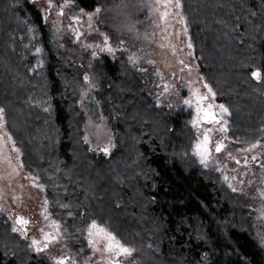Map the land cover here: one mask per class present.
I'll list each match as a JSON object with an SVG mask.
<instances>
[{
  "label": "trees",
  "instance_id": "16d2710c",
  "mask_svg": "<svg viewBox=\"0 0 264 264\" xmlns=\"http://www.w3.org/2000/svg\"><path fill=\"white\" fill-rule=\"evenodd\" d=\"M47 1L73 10L88 1L103 10L99 24H112L114 0ZM177 4L195 65L229 109L231 140L264 142V0ZM46 18L35 1L0 0V110L54 217L76 229L72 248L87 251L79 233L96 220L138 264H264V226L240 192L191 156L190 112L158 103L125 51L105 54L96 72L80 63L73 19L52 29ZM87 122L102 125L99 137ZM10 221L0 213V264H52Z\"/></svg>",
  "mask_w": 264,
  "mask_h": 264
},
{
  "label": "rangeland",
  "instance_id": "374dc122",
  "mask_svg": "<svg viewBox=\"0 0 264 264\" xmlns=\"http://www.w3.org/2000/svg\"><path fill=\"white\" fill-rule=\"evenodd\" d=\"M32 1H35L42 14L47 16L46 20L51 24L52 29L62 28L65 21L72 19L56 18L59 12L57 10L54 12L50 8L54 9L57 6H52L47 0ZM177 5V0H114L108 15V18H112V24L108 27H105L106 24H99L103 10L101 11L98 6L93 7L89 12L96 16L95 19L99 24L98 32L82 35L76 24L77 18H74L70 25L72 31L70 43L74 46L78 61L80 63L86 61L94 72H96L95 64L106 60L105 54L109 58L116 59L121 51H125L130 61L137 67V71L149 79L147 85L158 103L190 112L188 124L195 132L191 148L194 161L207 170L220 174L231 189L243 195L252 221L260 223V228L264 226V142H257L255 143L257 146L252 148V145L244 147L231 140L228 134L229 109L224 102L217 99L216 94L212 96L205 87V85L210 86L195 65L186 22ZM85 10H81L79 15H83ZM134 11H137L138 15ZM111 46L114 51H101ZM179 58L182 62H178ZM186 63L190 64L189 68H184ZM84 75L89 80V73L85 72ZM212 92L215 93L213 90ZM197 95L208 96V100L204 101L203 105L206 107L207 104H212L218 117H220L218 106L224 105L227 108L228 111L223 114L222 121L226 122V132L218 131L220 124L200 123L193 126L192 121L197 117ZM185 100L191 101V104H185ZM89 124L87 122V132L99 137L104 130L102 125L97 127ZM208 129L212 130L208 133L209 143L200 149L201 152H205L206 149L202 163L196 145L203 141ZM217 142H222L224 145L220 152L215 150ZM53 209V203L46 196V186L38 175L25 170L19 150L3 127L0 113V213L10 218L12 229L13 227L22 229L16 231L17 234L28 240L34 251L36 250L32 246L33 238L41 241L39 245L41 248L45 243L41 229L44 233H54L56 239L47 242L48 247L44 251H36L46 254L52 264H57L58 261L73 264V260L75 264H138L131 255L116 256L114 252L106 251L107 241L101 237H93L96 242L95 247L90 246L88 228L92 221L85 228V232L79 233L80 238L85 239L87 251L82 253L77 248H72L71 230L77 231L71 225L65 226L56 219ZM19 216L34 224L30 231L26 232L23 226L16 223ZM53 221L59 225L58 230L53 228ZM97 224L106 228L98 222ZM77 253L83 256L77 259Z\"/></svg>",
  "mask_w": 264,
  "mask_h": 264
},
{
  "label": "snow or ice",
  "instance_id": "6c2138e0",
  "mask_svg": "<svg viewBox=\"0 0 264 264\" xmlns=\"http://www.w3.org/2000/svg\"><path fill=\"white\" fill-rule=\"evenodd\" d=\"M179 6V5H177ZM99 11V9H97V12ZM77 23H79V20L77 18ZM77 36H79V33H77ZM105 40L107 41V37H105ZM190 46V45H189ZM88 47H93L92 45H88ZM108 51L111 52L113 51V49L111 47H108L107 49H101V51ZM37 51H40L39 49H37ZM252 75L256 78V79H260L261 78V73L259 71H255L252 73ZM87 79V77H86ZM205 87L208 88V92L211 93L212 96H215V93L212 92V89L210 87H208L207 85H205ZM208 100V96L207 95H197V117L196 119H194L192 121L193 126H197L200 123H208V124H220L221 127L218 129V131L220 132H226L227 128L225 126L226 122H222L223 121V114L226 113L228 110L227 108L224 107V105H219V109H220V117H217L216 112L214 111V106L212 104H207L206 107L203 106L204 101ZM185 104H191V101L189 100H185L184 101ZM0 113H2V110H0ZM212 130L208 129L206 130L204 136H203V141L202 142H198L196 145V149H197V154L201 155V162H204V155L206 152H201L200 149L207 145L209 143V135L208 133H210ZM257 145L253 144L252 148H255ZM224 147L222 142H217L216 144V152H220L222 150V148ZM250 150V149H249ZM104 151H107V149H104ZM253 159H255V157H253ZM237 163H239V161H237ZM47 219V217H46ZM17 224L24 226L28 224V221L25 220L23 217H19L16 221ZM53 223V228L58 230L59 229V225L56 224L55 221L52 222ZM14 232L16 231H22V229L20 228H16L13 227L12 229ZM41 232L43 233V237L45 240L44 246L43 248L39 247L41 241L33 238L32 239V246L35 248L36 251H44V249H46L48 247V243L49 241H54L56 239V236L54 235V233L52 232H48V233H44L43 229H41ZM88 236H89V244L92 247H95V240H93V237H101L102 239L107 241L106 244V251L109 252H114L116 256H119L121 254H124L125 256H130L132 254L133 249L128 248L126 246H124V244L121 243L120 240H118L110 231H108L106 228L100 226L97 224L96 221H92V223L90 224L89 228H88ZM57 264H64L63 261H58Z\"/></svg>",
  "mask_w": 264,
  "mask_h": 264
},
{
  "label": "flooded vegetation",
  "instance_id": "af4514ba",
  "mask_svg": "<svg viewBox=\"0 0 264 264\" xmlns=\"http://www.w3.org/2000/svg\"><path fill=\"white\" fill-rule=\"evenodd\" d=\"M72 6H73L72 3H70V4H65V5H58L56 8H54V9L53 8H50V9H52L54 12H55V10H57L59 12V16L60 17L58 16L56 18H63L64 15H65V18H72L73 21H74V18H79V23L76 22V24H77V26L79 28V31H80V33L82 35H91L93 33L98 32V30H99L98 25L99 24H98L97 20L95 19L96 16L94 14H92V13L89 12L93 8H90L89 7L88 1L84 2V7L82 9H80V10H77L76 9L77 11L76 10H73L72 9ZM95 7L96 6H94V8ZM83 9H86L85 10V13L83 15H79V12L81 10H83ZM49 12H50V10H49ZM112 47L113 46H111V48ZM178 62H182V59L179 58L178 59ZM19 217H21V216H19ZM25 220H27L28 223L30 222L28 219H25ZM73 261H74L73 264H75L76 263L75 260H73ZM116 263H118V262H116Z\"/></svg>",
  "mask_w": 264,
  "mask_h": 264
},
{
  "label": "water",
  "instance_id": "95a60500",
  "mask_svg": "<svg viewBox=\"0 0 264 264\" xmlns=\"http://www.w3.org/2000/svg\"><path fill=\"white\" fill-rule=\"evenodd\" d=\"M190 67V64H188V63H186L185 65H184V68H189ZM218 117V116H217ZM219 118V117H218ZM33 226H34V224L33 223H28L27 225H25L24 227H23V229L26 231V232H28V231H30L32 228H33ZM65 260H67V257L65 258ZM121 264H123V263H121Z\"/></svg>",
  "mask_w": 264,
  "mask_h": 264
}]
</instances>
